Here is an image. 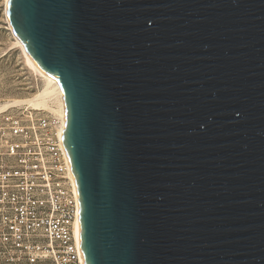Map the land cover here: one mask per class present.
<instances>
[{"label": "water", "instance_id": "water-1", "mask_svg": "<svg viewBox=\"0 0 264 264\" xmlns=\"http://www.w3.org/2000/svg\"><path fill=\"white\" fill-rule=\"evenodd\" d=\"M61 84L86 264H264V0H10Z\"/></svg>", "mask_w": 264, "mask_h": 264}, {"label": "built area", "instance_id": "built-area-1", "mask_svg": "<svg viewBox=\"0 0 264 264\" xmlns=\"http://www.w3.org/2000/svg\"><path fill=\"white\" fill-rule=\"evenodd\" d=\"M65 122L32 107L0 114V264H86Z\"/></svg>", "mask_w": 264, "mask_h": 264}, {"label": "bare ground", "instance_id": "bare-ground-1", "mask_svg": "<svg viewBox=\"0 0 264 264\" xmlns=\"http://www.w3.org/2000/svg\"><path fill=\"white\" fill-rule=\"evenodd\" d=\"M10 0H2L3 16L6 19L14 38V45H17L22 53L26 65L35 75L37 83L35 90L22 96H10L0 100V114L10 107H30L38 110H48L54 114H66V100L63 88L58 79L46 72L33 58L24 42L15 32L8 15V5ZM76 180V178H75ZM77 185V181H76ZM78 188V185H77ZM77 237L81 242V218L77 222Z\"/></svg>", "mask_w": 264, "mask_h": 264}, {"label": "rangeland", "instance_id": "rangeland-1", "mask_svg": "<svg viewBox=\"0 0 264 264\" xmlns=\"http://www.w3.org/2000/svg\"><path fill=\"white\" fill-rule=\"evenodd\" d=\"M0 0V100L22 96L35 90V75L26 65L21 50L3 16Z\"/></svg>", "mask_w": 264, "mask_h": 264}]
</instances>
